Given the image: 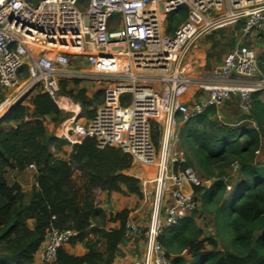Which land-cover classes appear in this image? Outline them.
Here are the masks:
<instances>
[{"label": "built area", "instance_id": "obj_1", "mask_svg": "<svg viewBox=\"0 0 264 264\" xmlns=\"http://www.w3.org/2000/svg\"><path fill=\"white\" fill-rule=\"evenodd\" d=\"M182 7L186 20L167 35V17ZM239 22L242 37L264 34V0H0V89L19 86L20 97L39 87L69 113L58 138L71 147L94 139L97 148L119 149L153 173L150 182H143L153 186L151 211L143 255L135 264H170L158 236L197 207L193 188L208 189L214 182L183 167L178 125L233 98L248 115L251 95L264 91L257 56L243 45L209 76L191 77L184 70L189 50L202 35ZM22 67L26 77L19 84ZM69 81L101 84L111 100L98 105L90 119L81 118L79 106L60 91V83ZM193 87L205 95L188 103L184 98ZM10 105L0 103V118ZM151 122L160 133L157 148ZM136 233L137 226L127 221L125 237ZM76 236L72 230H48L36 263L55 264L58 249Z\"/></svg>", "mask_w": 264, "mask_h": 264}, {"label": "trees", "instance_id": "obj_2", "mask_svg": "<svg viewBox=\"0 0 264 264\" xmlns=\"http://www.w3.org/2000/svg\"><path fill=\"white\" fill-rule=\"evenodd\" d=\"M181 12L186 20L184 7L167 17V35L180 25ZM257 60L264 78V53ZM66 84L60 83V91L79 106L80 116L90 119L92 107L104 93L91 99L81 89L72 95L65 92ZM30 101L31 108L17 104L0 123V264H37L35 257L52 228L75 231L77 236L69 245L82 244L85 249L84 255L75 256L62 247L55 264H114L124 256L121 246L131 240L125 237L130 211L108 217L99 208L98 197L104 193L143 199L140 180L124 174L131 169L132 159L116 148H97L94 139L73 145L69 160L57 158L50 145L59 152L69 144L49 134L44 121L53 117L57 122L62 112L41 90ZM180 126L183 167L192 168L203 180H214L208 189L193 188V194L196 199L204 192L201 209L212 217L215 236L203 237L196 221L201 214L195 208L157 238L170 264H264V91L251 95L249 114L238 120L218 121L216 108H209ZM159 139V130L151 122L156 148ZM29 165L36 168L35 185L26 197L20 184L10 183L7 176L21 175ZM234 166L236 178L227 183V171ZM109 223L119 227L106 230ZM144 234L145 228L141 237ZM132 240L135 245L140 241ZM137 253L135 249L134 256Z\"/></svg>", "mask_w": 264, "mask_h": 264}, {"label": "rangeland", "instance_id": "obj_3", "mask_svg": "<svg viewBox=\"0 0 264 264\" xmlns=\"http://www.w3.org/2000/svg\"><path fill=\"white\" fill-rule=\"evenodd\" d=\"M187 15H188V12H187ZM117 17H118L117 14L113 15V19H116ZM185 17L186 16L182 12L178 15L180 24L183 23V21L185 20ZM240 28H241V23H237V24L226 26L222 30H219V29L209 30L207 33H205L204 35L200 37V39L196 42L194 48L192 47L189 50L190 52L188 54L191 56H194V54L196 55L195 59L198 62H197L196 67L194 68L197 73V77L211 75L213 71L222 63L225 56L228 55L230 52L234 51L237 47L241 45L255 50L256 56H259L262 54V51L264 49L260 47L257 48V46L264 45V35L252 34L249 37H242L239 31ZM260 35L263 37H260ZM25 77H26V70H25V67H22L18 72L19 84L21 83L20 80L24 79ZM103 87H104L103 85L101 84L99 85L96 82L69 81L65 85V92L73 95V94H76L79 90L84 89L86 90L87 97L91 99H94L95 95L98 92H101V93L103 92L104 97L102 95L100 96V98L104 99V101H102L101 99L100 101H98L99 104H103V103H107L108 100H111V97H110L111 94L109 93V91L107 90L105 91ZM18 90H19V86H15V88L9 91H3L0 89V97H2L1 102H4L7 100L10 104H12L10 106H13L15 104L16 105L23 104L31 108L30 100L32 99L34 94L40 91L41 89L39 87H32L20 97L16 96ZM61 93L64 96L70 97L68 94H65L64 92H61ZM99 104L95 103L92 109L96 108ZM217 111L218 113L216 115V119L221 122H226V121L228 122V116H232L229 121L238 120L239 118L243 116L242 113L238 111V101L236 98H233L230 102L225 103L223 106L219 107ZM69 117L70 116L68 112H62L57 122L53 121L54 120L53 117H50L47 120H45L44 125L46 127L47 132L49 134H52L58 137L60 135V131L62 129L64 122ZM80 117L83 118L85 116L81 115ZM8 125L4 124V127H7ZM180 125L181 124L178 125L177 131L178 129H180L181 127ZM178 146H179V143H178ZM71 150L72 149L70 147H63L59 152H57L56 149L54 148V145L53 144L50 145L51 153L54 154L57 158L62 159V160L70 159ZM131 172H132V175L129 174ZM124 174L128 176H132L140 180L143 196H145L147 199V207L149 204L148 214H150L151 198H152V196L150 195V192L153 186L152 184H148V186L144 187L143 182L144 181L150 182L153 179V173L150 170L143 168L141 166H137L136 164L132 162L131 169L128 171V173L125 172ZM197 175L201 177L199 174ZM235 178H236V173H234L232 169L228 170L226 177H225L226 182L227 183L231 182L233 184V181ZM7 179L10 183L13 181H16L17 183H19L26 197L30 195L31 190L35 185V173L33 171H29L28 169L25 171V173L21 175H16L14 173L8 174ZM203 195H204V192L201 191L196 196V201H197L196 209L201 214L196 219L197 225L203 231V237H214L215 232L211 226L213 223L212 217L209 216L207 212H204V211L202 212V209H201L200 199L201 197H203ZM205 226H208V228ZM142 230H144V228H142L141 230H138L137 228V234L131 237V240L133 238L134 239L137 238L144 244L146 239L144 236L141 237ZM225 239H226L225 241L228 243L229 242L228 237H226ZM183 256L187 257L186 253H183ZM129 263L135 264L136 262H132V263L129 262Z\"/></svg>", "mask_w": 264, "mask_h": 264}, {"label": "crops", "instance_id": "obj_4", "mask_svg": "<svg viewBox=\"0 0 264 264\" xmlns=\"http://www.w3.org/2000/svg\"><path fill=\"white\" fill-rule=\"evenodd\" d=\"M239 23H241V22H239ZM241 26H242V23H241ZM222 29H224V28H220L219 30H222ZM239 31H240V29H239ZM240 34H241V32H240ZM252 34H261V33H252ZM252 34H250V35H252ZM250 35L243 36V37H249ZM262 35H264V34H262ZM260 37H262V36L260 35ZM258 47L264 49V45H259V46H257V48ZM253 51L255 52V50H253ZM263 53H264V50L262 51V54ZM195 56H196L195 54H194V56L188 55V57L185 60V64H184L185 72L191 77H197V73H196L194 67H196L198 61L195 59ZM204 95H205L204 92H202L201 90H198L197 87H193L190 89L189 93L185 96L184 100L187 101L188 103H193V102H196L198 100L203 99ZM223 105H221V106H223ZM221 106H219V107H221ZM219 107L216 108V115L218 113L217 109ZM238 111H239V108H238ZM231 117L232 116H228V121L231 119ZM64 147H70L71 148V146H69V145L64 146ZM128 171L126 173H128ZM129 174L132 175V172ZM146 186H148V185H146ZM98 201H99V208L101 210H103L108 217L110 215L118 214V213L122 212L123 210H129L130 214L128 216V221L134 223L137 226L138 230L145 228L146 218H147L148 211H149V204L147 207V199L145 196H143L142 200H138L137 198H135L133 196L126 197V196H121L119 194L106 195L104 193H101V194H99ZM118 227H119L118 223H109L106 225L105 228H106V230L107 229L109 230V229H115ZM64 249H66L67 252H69L71 255H75V256H82L85 254V249H84L82 244H77L75 246L67 245L64 247ZM135 249H138V253H139V254L137 253L138 255L136 254V256H134V250ZM121 250H122L124 256L121 258L118 257L114 261V264H123L126 261L131 262V263L136 262V261L138 262L143 255L144 244L142 242L138 241L137 245H135L133 240H129L125 245L121 246Z\"/></svg>", "mask_w": 264, "mask_h": 264}, {"label": "water", "instance_id": "obj_5", "mask_svg": "<svg viewBox=\"0 0 264 264\" xmlns=\"http://www.w3.org/2000/svg\"><path fill=\"white\" fill-rule=\"evenodd\" d=\"M16 106V104L15 105H13V106H11L9 109H8V111L0 118V123L2 122V121H4L8 116H9V114L11 113V111L13 110V108Z\"/></svg>", "mask_w": 264, "mask_h": 264}]
</instances>
